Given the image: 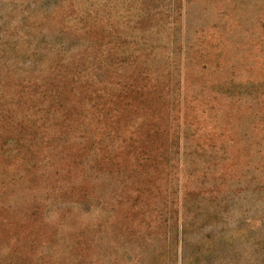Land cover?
I'll use <instances>...</instances> for the list:
<instances>
[{
	"label": "rangeland",
	"instance_id": "obj_1",
	"mask_svg": "<svg viewBox=\"0 0 264 264\" xmlns=\"http://www.w3.org/2000/svg\"><path fill=\"white\" fill-rule=\"evenodd\" d=\"M0 264H264V0H0Z\"/></svg>",
	"mask_w": 264,
	"mask_h": 264
}]
</instances>
